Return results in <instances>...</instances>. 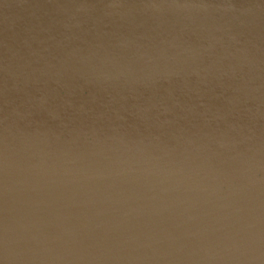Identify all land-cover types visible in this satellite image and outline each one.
<instances>
[{
	"label": "water",
	"instance_id": "water-1",
	"mask_svg": "<svg viewBox=\"0 0 264 264\" xmlns=\"http://www.w3.org/2000/svg\"><path fill=\"white\" fill-rule=\"evenodd\" d=\"M0 264H264V0H0Z\"/></svg>",
	"mask_w": 264,
	"mask_h": 264
}]
</instances>
